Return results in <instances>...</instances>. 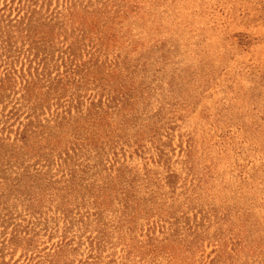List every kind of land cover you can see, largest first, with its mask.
Returning a JSON list of instances; mask_svg holds the SVG:
<instances>
[{
	"label": "rangeland",
	"instance_id": "rangeland-1",
	"mask_svg": "<svg viewBox=\"0 0 264 264\" xmlns=\"http://www.w3.org/2000/svg\"><path fill=\"white\" fill-rule=\"evenodd\" d=\"M0 264H264V0H0Z\"/></svg>",
	"mask_w": 264,
	"mask_h": 264
}]
</instances>
